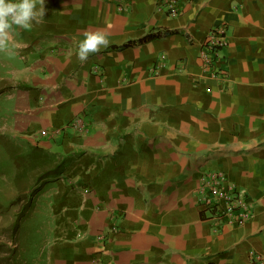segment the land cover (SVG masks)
I'll list each match as a JSON object with an SVG mask.
<instances>
[{"label": "crops", "instance_id": "0c3cea01", "mask_svg": "<svg viewBox=\"0 0 264 264\" xmlns=\"http://www.w3.org/2000/svg\"><path fill=\"white\" fill-rule=\"evenodd\" d=\"M13 25L20 82L7 133L69 158L30 210L43 264H250L264 257V0H36ZM225 26L226 84L199 52ZM110 44L86 61V32ZM150 34L157 38L143 41ZM165 63L155 72L158 59ZM83 114L80 128L70 120ZM52 134L51 136H49ZM223 172L251 217L219 232L199 211L200 181Z\"/></svg>", "mask_w": 264, "mask_h": 264}, {"label": "built area", "instance_id": "2783aa9c", "mask_svg": "<svg viewBox=\"0 0 264 264\" xmlns=\"http://www.w3.org/2000/svg\"><path fill=\"white\" fill-rule=\"evenodd\" d=\"M192 0H166V15L175 17L180 14L186 4ZM228 44L225 26L213 28L207 34L199 52V61L203 74L221 80L226 84L228 73L224 67V59L220 51ZM165 63V56L158 59L155 72ZM84 115L77 114L71 120V127L83 123ZM196 205L199 211L214 224L219 232L224 225L241 226L251 217L250 199L244 190L230 183L225 173H214L200 181L196 190ZM250 264H264V257L253 255Z\"/></svg>", "mask_w": 264, "mask_h": 264}, {"label": "rangeland", "instance_id": "374dc122", "mask_svg": "<svg viewBox=\"0 0 264 264\" xmlns=\"http://www.w3.org/2000/svg\"><path fill=\"white\" fill-rule=\"evenodd\" d=\"M13 47L14 43L13 40L11 41L10 37L7 44L0 47V135L13 140L14 148L11 150L15 153L16 147H20L22 145L21 141L28 140L25 138L13 137L11 134L7 133L3 129L5 125L4 120L1 119V114L3 112L12 114V108H10L11 105L7 107L6 105H9L8 102L13 99V95L16 91L27 90L28 87L20 82L19 79H16L18 77V72L15 70L17 64L12 58L13 55L10 51ZM51 135L52 134L49 136ZM3 153L6 154L4 149L2 150V154ZM2 177H5L4 174ZM54 179H56V177L44 180L35 188L34 192L31 191L29 193V197H31V206L24 216L20 218L19 227L16 231L13 230V224L16 221L18 211H16V215L14 209L5 211L7 212L6 214L0 212V264H43L45 260V252L43 251L42 243L44 237L38 232L36 233L37 230L32 223L37 221H31L29 213L36 203L38 194L42 191L44 185ZM1 182L5 181L0 180V183ZM20 182L21 181L19 180L18 185ZM7 186V191H10V193L7 192L4 195V198H0L1 205H3L2 202H5V197H8V194H11L17 187L16 180L9 179V181H7ZM26 202L27 200L20 204L19 207H22ZM6 204L7 203H5V205Z\"/></svg>", "mask_w": 264, "mask_h": 264}, {"label": "trees", "instance_id": "16d2710c", "mask_svg": "<svg viewBox=\"0 0 264 264\" xmlns=\"http://www.w3.org/2000/svg\"><path fill=\"white\" fill-rule=\"evenodd\" d=\"M160 36L159 34H150L143 38L144 42L152 40ZM22 145L16 147L14 153L11 150L13 140L3 135H0V180L5 182L0 183V198L10 191L8 190L7 181L14 179L17 182V187L8 197H5V202L0 204V212L7 213L11 209L17 213V218L13 224V230L16 231L19 227V220L29 210L31 206L30 192L35 191V188L46 179L61 175L69 163V158L63 157L56 153L45 151L37 145H32L28 141H21ZM4 149L6 154H2ZM4 174V178L2 175ZM7 180V181H6ZM19 180L21 181L20 184ZM27 202L19 207L23 202ZM5 203H7L5 205Z\"/></svg>", "mask_w": 264, "mask_h": 264}, {"label": "clouds", "instance_id": "9594fccd", "mask_svg": "<svg viewBox=\"0 0 264 264\" xmlns=\"http://www.w3.org/2000/svg\"><path fill=\"white\" fill-rule=\"evenodd\" d=\"M44 13L45 9H37L36 0H0V47L7 44L13 25L28 28L34 21L39 23ZM109 44L110 40L104 32H86L78 42L77 58L86 61L90 54L96 53L101 47L107 48Z\"/></svg>", "mask_w": 264, "mask_h": 264}]
</instances>
